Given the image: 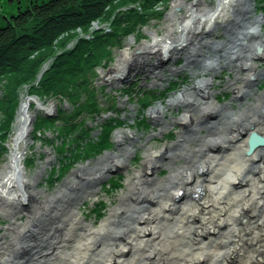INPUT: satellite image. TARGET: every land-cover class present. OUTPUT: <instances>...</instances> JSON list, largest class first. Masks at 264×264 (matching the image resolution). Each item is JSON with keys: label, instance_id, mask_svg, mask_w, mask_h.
<instances>
[{"label": "bare ground", "instance_id": "1", "mask_svg": "<svg viewBox=\"0 0 264 264\" xmlns=\"http://www.w3.org/2000/svg\"><path fill=\"white\" fill-rule=\"evenodd\" d=\"M182 1L174 0L168 12L167 30H174L170 33L173 37L154 35L151 43L141 47L143 51L156 50L165 59L167 52L182 45L180 40L185 33H195L214 12V8L201 10L195 2ZM238 1L245 4L251 17L245 21L243 32H237L234 42L242 40L240 35L255 36L250 41L251 61L264 56V13L255 14L251 0ZM222 3L217 0L218 6ZM177 8H184L186 13L178 16ZM256 46L261 47L258 54L254 51ZM234 56L230 58H236L235 66L248 71L246 84L229 83L234 94L242 98L252 94L246 87L264 75V70H258L252 61L246 64L243 58ZM126 63L120 61L115 72L117 76L122 74L123 79ZM153 64L157 66L150 65ZM217 65H222L217 57L203 61L206 69H216ZM210 80L199 78L194 84L179 88L166 104L160 102L149 110L162 132L170 123L164 118L165 112L171 107H183L182 115L171 120L182 130L170 144L146 146L144 166L128 178L126 190L99 227L93 228L85 221L78 203L97 192L86 184L125 164L133 146L124 140L137 137L134 131L115 133L123 145L121 153H107L95 162L93 175L82 179L84 185L77 188L76 181L67 179L46 195L25 222H13L16 239L0 245V264H44L53 245L68 242L76 231L81 238L74 250L61 252L58 260L50 259L51 264H132L125 261L128 252L143 264H215L221 258L222 262L217 264H264V91L253 93V104L240 102L239 109L234 110L229 103L214 100ZM25 96L18 105L7 159L0 167V199L16 204L27 199L26 189L32 182L23 165L27 133L34 125L31 118L40 111L45 116L42 109L56 104L53 101L52 105H45L36 94ZM235 153L241 159L223 170L225 163L235 161ZM163 166L168 173L159 177ZM81 170L83 167L74 174ZM196 188L197 198L187 203L188 208L177 206L191 197ZM224 229L228 233L221 236ZM213 235H217L214 240H204V236ZM231 254L235 259L227 258Z\"/></svg>", "mask_w": 264, "mask_h": 264}, {"label": "rangeland", "instance_id": "2", "mask_svg": "<svg viewBox=\"0 0 264 264\" xmlns=\"http://www.w3.org/2000/svg\"><path fill=\"white\" fill-rule=\"evenodd\" d=\"M173 1L161 0L152 7H148L145 0H118L114 3L115 10H109L105 19L100 20L104 22L102 24L105 27L102 28H107L106 32L112 30L110 26L117 13H119V17L122 15L121 20H123L125 15L131 12L132 8L137 9L142 17L147 18L146 23L141 28L137 26L130 35L123 36L122 34L121 37L118 36L119 38L116 39L115 43H119L111 46L105 56L100 59L98 64L92 67L90 72L80 76V84L73 87L77 91L76 95L78 98L76 100L61 94H42V98L39 97L48 106L54 101L56 103L55 108H60L59 115H62V118L56 122L55 126L50 127V129L45 128L41 133L39 132V138H34L35 127L29 133L28 148L23 159V165L27 175L32 179L31 186L26 189L28 191V194L26 193L28 195L27 199L19 204L9 201L5 202V200L0 199V245H3L6 241H15L16 233L11 224L15 221L25 222L31 217L39 203L45 200L47 194L54 192L67 179L76 181L77 188H79L82 179L93 175L95 162L107 153H121L120 149L123 145L115 136L117 131H134L137 137L124 140L126 144H132L133 146V153L126 158L125 164L112 168L109 173L86 184L87 187L94 188L97 192L88 199L78 203L85 221L91 224L93 228L99 227L108 216L110 209L118 202L119 195L126 190L128 178L132 177L136 170L144 166L143 159L147 150L146 146L149 144L150 147H161L164 144H170L176 140L178 132L182 130V127L178 124H173L171 120L182 115L183 107H171L165 112L164 118L168 119L170 123L162 132L158 122L149 115V110L153 106L160 104V102L166 104L169 98L177 94L179 88L188 87L199 78H211L210 87L214 91V100L218 103H229L234 110L239 109L240 102L253 104L255 102V94L253 93L264 91V75L257 77L251 82L250 86L246 87V90L252 92V94L244 95L242 98H238L233 92L234 87L229 86V83H234V86L246 84L248 74L245 68H237L235 66L237 63L234 61L236 58L232 60L230 56H239L238 58H243L246 64L252 61L258 70H264V56L253 58L251 61L249 59L251 53L250 41L255 38L254 35L244 34V37L240 35L239 38H242V40L234 42L237 32H243L241 29L245 21L251 17L245 4L238 0H222L221 6L217 5V0H183L182 2L185 4L195 2L196 7L201 8V10L202 8H214V12L209 19L205 20L207 21L206 24L195 31V33H192L187 28L189 30L188 34L185 33L180 40L182 45H179L172 52H167L168 57L166 56L165 59L156 50L150 53L143 51L141 47L144 43H151L154 35L173 37V34L170 33H174V30H167L170 26L168 12L173 8ZM251 5L255 14L264 13V0H251ZM176 13L178 16H182L186 11L181 8ZM98 21L96 20L95 24L92 22L88 31L81 29L79 32H82L83 37L86 36L87 32L91 31L93 24L95 27L100 25ZM261 30L264 32V23L261 25ZM64 35L68 36L63 37ZM78 36L76 29L64 32L56 39L58 41L57 44L40 52L41 55L48 56V59L42 62L36 76L35 85L38 86L43 73L49 69L54 59L53 56L65 49L68 44L70 48H73L75 45L74 39ZM92 37L93 33L90 34L89 39ZM130 42L132 43L130 44ZM128 47L130 48L128 49ZM258 47L254 48L257 54L259 53ZM121 49H126L127 52L123 53ZM207 57H217L222 65L215 66L216 69H211V66L209 69L204 68L203 61ZM120 61H127L123 74L125 79L121 81L117 78L120 76L115 74L117 64ZM152 63H157V66L154 64V66H151L150 64ZM24 74L23 71H18L14 74H5L2 78L0 77V96L4 90L2 84L5 83L7 85L10 82L7 80L18 77V81L12 80L11 82L12 86L19 82L22 83L18 88V96L15 99L21 106L24 95H26L25 97L30 95L28 92L29 86L26 85L28 81L23 78ZM83 104L85 107L78 113L77 108L83 107ZM5 105V102H0V121L5 116ZM18 110L17 106L11 126L5 130L8 133V140L4 145L8 151L2 156L0 167L6 161L9 153V144L15 132ZM53 111L55 112V109H52L51 113ZM67 113L72 116L68 120L69 125H83L88 132H91V136L94 139L100 135V125L102 123L113 122L116 124L117 121H120V123L118 122L119 125L111 132L112 144L110 148L88 159H78L79 154L75 152L74 145L65 144L64 148L70 150V152L69 150L65 151V160L71 161L72 164L69 170L62 171L61 165L65 160L57 149V146L62 142L60 138H57L59 137L57 127L61 128L64 126L65 119L63 117ZM43 115V112H38L34 121L36 122L38 118L42 117L55 119L58 113L55 117L50 118ZM122 156L125 157V154ZM235 156L237 157L235 161L233 163H225L223 170L236 164L237 159H241L239 153H235ZM239 165L241 164H237V166ZM81 167H83V170L74 174ZM167 173L168 171L163 166L157 175L163 177ZM73 174L76 176L75 178L72 177ZM221 174L223 175V173ZM117 184L118 186H116ZM82 185L84 184L82 183ZM110 186L111 188L107 189ZM197 192L198 188L194 189L190 193L191 197L179 202V204L183 203L184 205L177 204V206L188 208L187 203L197 198ZM101 202H104V205H101ZM93 209H99L100 211L94 212ZM242 220L240 219V221ZM221 233V236H225L228 231L224 229ZM204 237H206L204 240L208 242L209 240H214L217 235ZM80 238L78 231H76L75 237L68 242H64L61 245H58V243L53 245L54 248L45 256L44 264H51L50 259L58 260L59 257H62L60 256L61 252H72L78 243L77 240ZM133 256L134 253L128 252L125 261L132 264H143L140 258L132 259ZM102 257H106L105 254ZM229 257L235 259L234 254L227 255L228 259ZM221 262L222 258L220 262L215 264Z\"/></svg>", "mask_w": 264, "mask_h": 264}, {"label": "trees", "instance_id": "3", "mask_svg": "<svg viewBox=\"0 0 264 264\" xmlns=\"http://www.w3.org/2000/svg\"><path fill=\"white\" fill-rule=\"evenodd\" d=\"M117 1L0 0V77L23 71L25 73L23 78L28 81L26 85L29 86V94H36L40 97L42 94H61L76 100L77 91L73 87L80 84V76L90 72L92 67L105 56L109 48L119 43H115L116 39L122 34L123 36L132 34L137 26L141 27L146 23L147 18L142 17L135 8H132L123 20L117 13L112 20L111 31L95 30L91 39L80 37L73 48L63 49L61 53L55 54L49 69L43 73L37 86L35 81L40 66L48 59V56H43L40 52L53 47L56 39L64 32L73 31L79 27L88 31L93 21L105 19L109 10H115L114 3ZM145 1L148 7H152L161 0ZM17 78L7 80L10 81L7 85L2 84L4 90L0 96V102L3 101L6 105L4 106L5 116L0 121V160L8 151L4 145L8 140V133L5 130L11 126L18 106L15 99L22 83L19 82L12 86L11 82L12 80L18 81ZM84 107V104L83 107H78L77 112H81ZM60 118L62 115H58L55 119L38 118L34 124V138H39L38 132L41 133L45 128L50 129L55 126ZM71 118L72 116L67 113L63 117L64 126L57 127L59 135L57 138L62 140L57 149L60 151L59 154L63 155L64 160L65 151L69 150L64 148L65 144L74 145L75 152L79 154L78 159L83 160L110 148L111 132L120 123V121L116 124L102 123L101 133L94 139L91 132H88L83 125H69L68 120ZM71 164V161L62 162V171L69 170ZM110 188L111 186L107 187V189ZM100 204L104 205V202Z\"/></svg>", "mask_w": 264, "mask_h": 264}, {"label": "water", "instance_id": "4", "mask_svg": "<svg viewBox=\"0 0 264 264\" xmlns=\"http://www.w3.org/2000/svg\"><path fill=\"white\" fill-rule=\"evenodd\" d=\"M19 107H20V106H19ZM52 109H55V112L53 111V112L51 113ZM42 110L45 112V115H46V117H48V118H50V117H55L56 114H57V112H58L57 108H55V105H54V106H51L48 110H45V109H42ZM34 119H35V116H33V117L31 118V124H33ZM32 130H33V125H32L31 127H29V130H28V133H27L28 136H29V133H30Z\"/></svg>", "mask_w": 264, "mask_h": 264}]
</instances>
